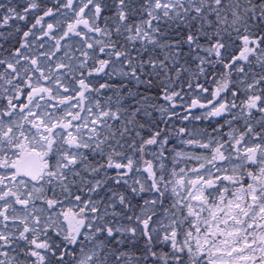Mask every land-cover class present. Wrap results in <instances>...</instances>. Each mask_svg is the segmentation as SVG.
Returning <instances> with one entry per match:
<instances>
[{
	"label": "snow or ice",
	"instance_id": "6c2138e0",
	"mask_svg": "<svg viewBox=\"0 0 264 264\" xmlns=\"http://www.w3.org/2000/svg\"><path fill=\"white\" fill-rule=\"evenodd\" d=\"M0 264H264V0H0Z\"/></svg>",
	"mask_w": 264,
	"mask_h": 264
}]
</instances>
